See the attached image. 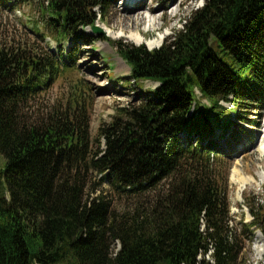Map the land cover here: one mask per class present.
<instances>
[{
    "label": "trees",
    "instance_id": "obj_1",
    "mask_svg": "<svg viewBox=\"0 0 264 264\" xmlns=\"http://www.w3.org/2000/svg\"><path fill=\"white\" fill-rule=\"evenodd\" d=\"M111 1L40 4L59 34L81 30L76 39L91 45L83 30ZM116 46L134 81L159 84L99 126L97 147L86 109H28L59 59L0 46V264H244L251 227L264 234V202L249 203L250 222H235L227 175L213 162L227 156L220 140L231 139L233 112L264 103V0H204L159 47ZM166 178V195L131 211L117 213L104 193L90 197L104 182L138 194Z\"/></svg>",
    "mask_w": 264,
    "mask_h": 264
},
{
    "label": "rangeland",
    "instance_id": "obj_2",
    "mask_svg": "<svg viewBox=\"0 0 264 264\" xmlns=\"http://www.w3.org/2000/svg\"><path fill=\"white\" fill-rule=\"evenodd\" d=\"M41 2L46 4L47 0H0V46L21 44L30 54L44 55L48 51L59 59L56 75L29 101L28 109L33 115L41 116H47L52 110H73L77 105L86 109L93 147H97L94 139L99 126L111 121L119 108L139 102L142 99L139 92H153L159 84L152 79L134 81L129 63L118 52L117 42L144 43L152 49L145 42L137 44L131 40L139 32L146 39L161 36L160 44L155 45L159 47L165 38L183 27L185 19L204 0H112L104 9L105 15L95 23L103 32H93L92 26L83 30L96 38L91 45L83 44L79 37L76 39L81 36V30L75 33L76 37L75 34L66 37L67 32L59 34L49 23V16L42 12ZM131 2L132 8H128ZM95 10L98 12L99 8ZM200 102L208 104L206 98ZM221 104L227 108L232 106L226 100ZM232 119L236 122L235 129L231 137L226 134L231 139L220 140V148L227 156H222L219 164H213L219 177L227 175L229 212L234 221L250 222L253 217L249 203L264 202V103L261 107L244 104L238 112H233ZM99 147H103L102 142ZM4 166L5 157L0 153V197H7ZM235 175L249 181L239 183ZM169 183L170 178H166L148 191L130 194L116 191L104 182L90 197L104 193L111 199L115 211L122 213L131 211L139 202L150 206L168 193ZM251 228L253 234L246 240L242 254L244 264H262L264 251L259 254L255 245L263 243L264 248V234L256 226ZM119 245L118 240L112 244L115 250Z\"/></svg>",
    "mask_w": 264,
    "mask_h": 264
},
{
    "label": "bare ground",
    "instance_id": "obj_3",
    "mask_svg": "<svg viewBox=\"0 0 264 264\" xmlns=\"http://www.w3.org/2000/svg\"><path fill=\"white\" fill-rule=\"evenodd\" d=\"M131 6H129L128 8H132L133 4L132 2L130 3ZM131 40L134 42V43H141V42H145L148 44L149 47H152V46H155V45H158L160 44V41H161V36H158L157 38H151V39H146L141 33L137 32L135 33L134 35L131 36ZM236 176V175H235ZM233 177V176H232ZM231 177V178H232ZM235 180H237V182L239 183H243V184H247V182L249 181L248 178H245L243 176H240V175H237L236 177H234ZM238 194V193H237ZM258 244L255 245V250L261 254V252L263 253L264 251V248H263V243L259 245V242H257Z\"/></svg>",
    "mask_w": 264,
    "mask_h": 264
},
{
    "label": "water",
    "instance_id": "obj_4",
    "mask_svg": "<svg viewBox=\"0 0 264 264\" xmlns=\"http://www.w3.org/2000/svg\"><path fill=\"white\" fill-rule=\"evenodd\" d=\"M92 31H93V32H96V33H102V32H103L102 28H101L100 26L96 25V24H94V25L92 26ZM137 44H139V43H137ZM155 47H156V46H152V47H150V48H155Z\"/></svg>",
    "mask_w": 264,
    "mask_h": 264
}]
</instances>
